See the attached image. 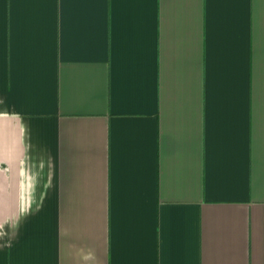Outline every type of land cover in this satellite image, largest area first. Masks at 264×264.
<instances>
[{"label": "crops", "instance_id": "0c3cea01", "mask_svg": "<svg viewBox=\"0 0 264 264\" xmlns=\"http://www.w3.org/2000/svg\"><path fill=\"white\" fill-rule=\"evenodd\" d=\"M0 264H264V0H0Z\"/></svg>", "mask_w": 264, "mask_h": 264}]
</instances>
